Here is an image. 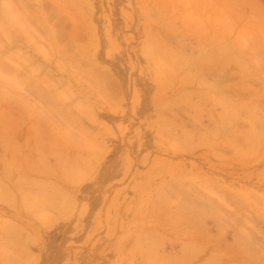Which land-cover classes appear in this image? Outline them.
Wrapping results in <instances>:
<instances>
[{
  "label": "rangeland",
  "instance_id": "obj_1",
  "mask_svg": "<svg viewBox=\"0 0 264 264\" xmlns=\"http://www.w3.org/2000/svg\"><path fill=\"white\" fill-rule=\"evenodd\" d=\"M0 133V264L264 244V0H0Z\"/></svg>",
  "mask_w": 264,
  "mask_h": 264
},
{
  "label": "bare ground",
  "instance_id": "obj_2",
  "mask_svg": "<svg viewBox=\"0 0 264 264\" xmlns=\"http://www.w3.org/2000/svg\"><path fill=\"white\" fill-rule=\"evenodd\" d=\"M6 147L14 152V148H12L10 144L7 145L0 133V154L1 151H5ZM211 207L212 225L215 227L217 232H219L215 235L214 240L216 242L224 241L226 243V251L220 252L218 249L221 250V248H218L214 242L216 259L210 264H264L263 238L261 239V236L255 232V230L258 229L256 228L258 225L255 224V230L248 227L245 228L243 226L238 227L239 222L236 217H233L234 219H232V216L234 215H232V212L230 213L227 211L229 209H225V207L223 209V207L216 202L211 203ZM252 214L253 211L251 212L250 217L248 216L247 219L252 217L251 219L255 220V218H257L255 214L253 215L255 218L252 216ZM227 222L229 223V226L226 225ZM223 225L225 226V233L221 232ZM230 225L231 231H228L230 229Z\"/></svg>",
  "mask_w": 264,
  "mask_h": 264
},
{
  "label": "crops",
  "instance_id": "obj_3",
  "mask_svg": "<svg viewBox=\"0 0 264 264\" xmlns=\"http://www.w3.org/2000/svg\"><path fill=\"white\" fill-rule=\"evenodd\" d=\"M223 6H225L226 7V5L224 4ZM236 6H240V4H237ZM237 11H239V12H244V10H242V9H239V10H237ZM246 12L248 11V10H245ZM236 12V11H235Z\"/></svg>",
  "mask_w": 264,
  "mask_h": 264
}]
</instances>
